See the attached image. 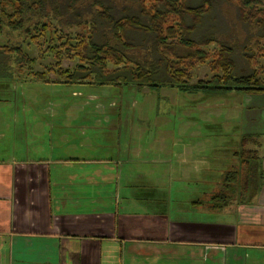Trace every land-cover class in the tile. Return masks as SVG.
I'll use <instances>...</instances> for the list:
<instances>
[{
  "label": "crops",
  "instance_id": "0c3cea01",
  "mask_svg": "<svg viewBox=\"0 0 264 264\" xmlns=\"http://www.w3.org/2000/svg\"><path fill=\"white\" fill-rule=\"evenodd\" d=\"M143 91L132 113L104 91L74 96L66 112L0 99V264H264L261 123L248 132L258 144L245 147L263 173L253 195L239 144H210L201 128L152 130ZM183 133L196 139L174 142Z\"/></svg>",
  "mask_w": 264,
  "mask_h": 264
},
{
  "label": "trees",
  "instance_id": "16d2710c",
  "mask_svg": "<svg viewBox=\"0 0 264 264\" xmlns=\"http://www.w3.org/2000/svg\"><path fill=\"white\" fill-rule=\"evenodd\" d=\"M221 1L235 6V20L247 35L240 45L238 38L219 24L216 6L220 2L216 0H128L133 5L129 12L117 11L115 15L106 0H0V33L5 27L35 40L53 28V23L62 29L87 27V35L60 33L58 37L64 38V53L78 61L72 70H56L65 84L264 95V75L260 76L264 68L250 70L247 65L253 55L248 46L251 39L264 40V0ZM211 44L218 46L209 63L215 75L190 84L193 69L208 58L205 48ZM25 56L19 45L0 46V82H12L13 71L19 74L22 64H32ZM238 56L247 68L237 66ZM248 144L256 146L258 142L254 136L242 135L236 155L247 169L246 190L255 195L262 186L263 173L256 150L245 149ZM235 175V170L224 174L225 190ZM223 197V192L215 196L214 204L223 202Z\"/></svg>",
  "mask_w": 264,
  "mask_h": 264
},
{
  "label": "rangeland",
  "instance_id": "374dc122",
  "mask_svg": "<svg viewBox=\"0 0 264 264\" xmlns=\"http://www.w3.org/2000/svg\"><path fill=\"white\" fill-rule=\"evenodd\" d=\"M106 1L113 7L112 12L114 15L117 14V11L121 13L122 10L128 11L133 7L131 3H128V0ZM216 2H220L216 6V12L219 17L217 20L220 22L219 24H222L223 31L229 30L231 37L236 36L238 38L236 40L238 41L237 43L239 45L242 44L247 35L235 20V6H231L221 0H216ZM51 26L53 28L35 40L26 39L23 35H19L18 32H9L5 27L2 29L0 46L14 47L19 45L24 55H26L25 57L33 62L32 64H22L23 70L19 74L13 71L14 78L12 82L3 81L1 83L3 87L0 88V99L37 97L39 98V104L33 106H44L45 112H66L74 99L85 98L89 93L100 96V93L104 91L103 95H109L110 98L123 97L126 107H130L126 111L134 112L136 109H133L131 102L133 100L139 103V96L144 91H139L141 93L138 92V96H135L134 92L129 91L132 88L124 87L122 90L124 94L122 95L120 90L116 89L110 90L109 94H106L105 90H97L99 87L92 89L89 86L80 87L77 86L80 84H65L62 82V78L57 75L56 70L58 68L61 70H72L78 61L69 58L70 56L64 53V48L62 47L64 38L59 39L58 37L60 33L63 35L71 34L73 37L75 35H87L88 28L73 27L71 29H62L56 23L51 24ZM55 29L57 32L53 33ZM256 41L257 39L252 38L248 44L253 55L247 65L250 70L256 69V71H259L264 68V40ZM71 43H74V40ZM51 48L54 49L51 50ZM205 50L208 51V58L202 64H197L193 69L192 78L189 81L190 84H194L197 81H208L215 75V72L210 71L209 63L214 59L218 46L217 44H211ZM56 53L62 54L56 55ZM237 66L240 68L245 66L247 68L239 56L237 57ZM26 68H30L31 73ZM246 68L245 70L249 71ZM13 70H17V67L13 68ZM32 74L37 75L35 77ZM38 75H43L44 78H39L37 77ZM263 75V73H260L261 77ZM42 79H44L45 84L43 82L37 84ZM22 81H28V84L25 83L26 85L22 86L20 85ZM56 83H59V85L55 86ZM150 94L152 95V109H150L152 111V130L155 131H184L186 129L201 128L206 138L205 141L208 143L221 144L222 146L230 144L232 148L239 144L242 135H250L248 132L256 125L259 126L261 123V128L264 129V117H261V113H264V95L251 96L235 92L206 95L201 92L182 93L176 89L169 88L152 90ZM212 96L216 97V99H210ZM214 102H216V106H214ZM15 105L21 106L20 103ZM137 106L136 108H139V105ZM202 106L205 109V113L202 111ZM82 110L87 112V107H83ZM229 112H231L230 115ZM146 125L149 124L146 123ZM146 128L151 127L146 126ZM190 138L184 133L177 134L174 142L186 143L196 139V137L193 140ZM254 138L257 140L256 137ZM247 146L249 147L250 144ZM239 149L240 147L238 151ZM236 161H239V159L237 158Z\"/></svg>",
  "mask_w": 264,
  "mask_h": 264
}]
</instances>
